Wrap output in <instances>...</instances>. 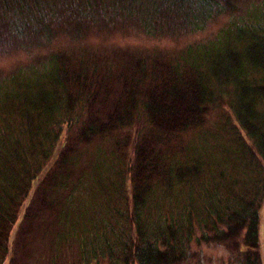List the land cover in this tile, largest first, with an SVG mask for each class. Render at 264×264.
<instances>
[{"label": "trees", "instance_id": "1", "mask_svg": "<svg viewBox=\"0 0 264 264\" xmlns=\"http://www.w3.org/2000/svg\"><path fill=\"white\" fill-rule=\"evenodd\" d=\"M178 1L235 17L174 59L58 51L0 79V264L13 262L10 233L29 196L24 216L49 208L47 185L73 188L66 166L78 145L103 139L111 151L85 182L103 202L81 220V208L77 219L74 208L58 213L67 231L56 241H74L72 264L199 262L211 244L236 254L229 264H262L264 0L240 12V0ZM49 7L0 0V15L36 19ZM211 108L236 124L209 130Z\"/></svg>", "mask_w": 264, "mask_h": 264}, {"label": "rangeland", "instance_id": "2", "mask_svg": "<svg viewBox=\"0 0 264 264\" xmlns=\"http://www.w3.org/2000/svg\"><path fill=\"white\" fill-rule=\"evenodd\" d=\"M49 2V9L36 19L30 18L29 14L0 15V79L17 71H24L31 65L38 66L45 57L58 51L72 57L96 51L113 62L121 63L129 56L160 54L174 59L189 45L212 40L231 17H235V14L227 12L206 14L207 11L204 13L195 1ZM238 5L240 10L237 12H240L248 3L246 0H240ZM227 117L233 125L236 124L228 109L211 108L204 124L209 130H213L215 126L227 121ZM111 147L109 139L79 144L66 166L69 183L73 188H54L47 185L44 196L50 207L37 212L33 217L31 214L24 216V208L30 203L31 195L29 196L22 205L17 223L10 233L9 254L13 252L12 264L74 262L77 254L74 241L69 239L67 243L59 245L56 241L59 233L67 231V225L63 224L58 213L70 212L69 210L74 208L72 213L77 219L78 210L81 208L79 219L83 218L84 210L91 209L94 214L97 206L103 202V197L98 191L93 194L85 187V182L93 172L94 166L105 162L102 156L107 155ZM42 183L44 182H37V186L43 185ZM38 204L35 195L29 206L31 211L33 208L37 210ZM112 207L114 203L109 205L110 209ZM258 242L261 263L264 264V201L259 211ZM200 252L199 262L189 259L183 264H229L236 258V254L224 245H203ZM9 260L7 256L3 264H11Z\"/></svg>", "mask_w": 264, "mask_h": 264}]
</instances>
